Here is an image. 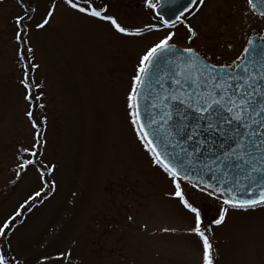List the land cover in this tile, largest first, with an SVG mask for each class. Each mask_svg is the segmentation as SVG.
<instances>
[{
	"label": "rangeland",
	"instance_id": "374dc122",
	"mask_svg": "<svg viewBox=\"0 0 264 264\" xmlns=\"http://www.w3.org/2000/svg\"><path fill=\"white\" fill-rule=\"evenodd\" d=\"M102 2L128 27L156 22L143 0ZM49 3L39 0L37 18ZM20 12L17 0H0V221L40 188L35 168L15 175L18 149L30 148L34 134L19 83L13 18ZM186 17L198 38L189 44L186 28L178 24L175 43L208 53L214 63H230L241 54L244 37L264 30V20L245 0H207ZM164 34L124 37L63 5L50 28L29 34L40 65L32 76L44 85L33 89L38 99L32 103L44 104L35 111L48 117L42 158L57 165L51 177L57 187L17 219L8 242L24 264L65 249L71 251V264H199L198 242L183 234L191 215L166 197L172 185L136 139L125 107L139 55ZM205 203L213 209L211 218L215 205ZM162 227L180 231L161 233ZM213 231L217 264H264V208L233 212Z\"/></svg>",
	"mask_w": 264,
	"mask_h": 264
},
{
	"label": "snow or ice",
	"instance_id": "6c2138e0",
	"mask_svg": "<svg viewBox=\"0 0 264 264\" xmlns=\"http://www.w3.org/2000/svg\"><path fill=\"white\" fill-rule=\"evenodd\" d=\"M17 3L21 12L14 16L13 23L17 63L22 72L19 83L28 105L24 115L34 134L30 148L18 149L15 175L19 178L29 166L35 168L40 188L0 221V264H24V257L8 242L18 227L17 219L57 187L51 179L57 165L45 163L42 158V147L47 143L43 129L48 117L35 111L43 109L44 104L32 103L38 99L33 89H42L44 85L34 82L32 72L40 65L35 62L28 37L33 30L43 32L50 28L61 5L79 17L109 24L124 37L142 38L146 33L164 31L163 36L142 51L134 66L125 97L127 118L152 165L172 185L166 197L178 201L191 215V225L183 229V234L198 242L199 264H217L219 249L213 229L226 224L233 212L264 208V45L260 48L258 67L248 59V54L255 51L251 37L246 39L241 54L230 63H212L208 53L201 54L191 46L180 48L175 43L173 29L183 24L189 44L198 38L196 29L185 24L186 14L202 9L205 0H187L175 19L164 18L155 0H143L156 22L137 27L123 25L115 15L109 14L102 0H50L38 18L39 0H17ZM247 5L250 12L258 11L264 17V0H247ZM146 84L152 91L145 96ZM43 95L41 91L40 97ZM142 97L149 101L143 109ZM237 169L242 179L229 185L227 177ZM191 173L197 174L195 179ZM11 183L15 184L16 180ZM206 199L215 205L211 218L209 212L213 209L205 203ZM128 219L131 221L132 217ZM141 227L146 229V225ZM159 231L175 234L180 230L162 227ZM70 257V250H60L54 258L41 255L37 264H51L53 259L71 264Z\"/></svg>",
	"mask_w": 264,
	"mask_h": 264
},
{
	"label": "water",
	"instance_id": "95a60500",
	"mask_svg": "<svg viewBox=\"0 0 264 264\" xmlns=\"http://www.w3.org/2000/svg\"><path fill=\"white\" fill-rule=\"evenodd\" d=\"M185 4H187V0H159V5H160L159 10L161 12V15L164 18L175 19V15H179L180 11L183 10L182 6ZM252 39H254V41H255V43L253 45V48L255 49V51H251L248 54V59L255 62L256 66L258 67L259 62L261 61V56H262L260 48L262 45H264V41H258L257 35L252 36ZM180 48H183V47H180ZM162 74L163 73H161V75ZM154 79H153V86L155 87ZM156 90L159 91L158 87H156ZM149 91H152V88H150L149 85L146 84L145 89H144L145 96L148 94ZM148 103H149V101H146L142 97V99H141L142 109L145 108ZM145 119H147V117H145ZM151 127H153V126H150V129H151ZM157 142L161 143V141H159V140ZM191 175H193V178L195 179L197 174L191 173ZM238 179H242V177L240 175V170H238V169L230 172L229 176L227 177L229 185L235 183L236 180H238ZM242 182L246 183V181H242Z\"/></svg>",
	"mask_w": 264,
	"mask_h": 264
},
{
	"label": "flooded vegetation",
	"instance_id": "af4514ba",
	"mask_svg": "<svg viewBox=\"0 0 264 264\" xmlns=\"http://www.w3.org/2000/svg\"><path fill=\"white\" fill-rule=\"evenodd\" d=\"M205 1H207V0H205ZM246 1V5H247V0H245ZM157 3H159V0H157ZM258 15H259V13L258 12H256ZM260 16V15H259ZM261 17V16H260ZM263 20H264V17H261ZM254 35H257L258 36V41H264V40H262L261 39V37H264V30L262 31V34L260 35V34H257V33H252L251 35H250V37L252 38V36H254ZM245 40V41H244ZM245 43H246V38L244 37V39H243V43H242V47H244L245 46ZM243 49V48H242Z\"/></svg>",
	"mask_w": 264,
	"mask_h": 264
}]
</instances>
